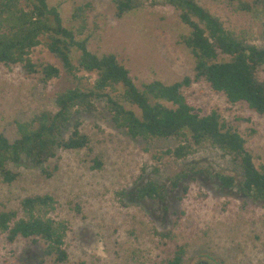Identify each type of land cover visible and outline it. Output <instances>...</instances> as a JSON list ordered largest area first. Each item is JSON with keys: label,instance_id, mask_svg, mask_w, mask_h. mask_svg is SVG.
<instances>
[{"label": "rangeland", "instance_id": "obj_1", "mask_svg": "<svg viewBox=\"0 0 264 264\" xmlns=\"http://www.w3.org/2000/svg\"><path fill=\"white\" fill-rule=\"evenodd\" d=\"M48 1L59 8L64 23L75 5L90 3L88 49L116 54L136 85L155 79L172 83L192 75L194 60L177 43L189 28L163 0H134L135 8L120 18L115 15V0ZM197 1L227 30L264 46V0H243L255 6L252 12L239 10L240 0ZM30 57L61 72L44 85L21 65L0 63V131L9 142L17 138L16 121H29L43 110L56 111V93L89 86L95 77L80 72L78 76L85 78H73L43 43ZM255 76L264 82V65ZM184 94L201 113L216 109L243 136L256 166L264 165V115L242 104L229 106L224 95L213 93L205 83L193 84ZM75 121L89 138L87 147L56 148V156L43 167L22 158L19 164L8 165L18 173L15 181L7 184L0 179V211L16 210L24 217L23 199L45 194L54 198L47 216L67 226L68 261L62 264H166L178 246L186 250L183 264H264V202L244 198L236 188H223L214 176L239 178L230 156L209 144L180 160L160 155L177 140L128 137L114 127L104 101L96 102L93 112L73 113L63 138L68 139ZM94 158L100 159V168L94 167ZM190 167L200 173L171 190L169 178ZM42 169L52 174L47 176ZM149 180L160 185L164 201L135 199L136 187ZM44 245L42 240L22 238L9 242L0 233V264H36ZM47 264L53 262L48 259Z\"/></svg>", "mask_w": 264, "mask_h": 264}, {"label": "trees", "instance_id": "obj_2", "mask_svg": "<svg viewBox=\"0 0 264 264\" xmlns=\"http://www.w3.org/2000/svg\"><path fill=\"white\" fill-rule=\"evenodd\" d=\"M163 1L179 12L180 21L189 28L177 43L190 52L194 60L193 73L172 83L155 79L138 86L116 54L99 55L88 49L90 3L75 5L64 23L59 8L50 5L48 0H0L1 64L21 65L27 75H38L46 85L59 77L61 70L50 63L32 61L31 51L43 43L73 78H85L78 76L80 72L95 75L89 86H74L56 93V111L43 110L29 121H16L17 138L13 142L0 131L2 182L10 184L17 179L18 173L8 165L19 164L22 158L43 167L56 156V148L87 147L89 138L80 131L79 121L74 122L68 139L62 136L64 129L73 113L93 112L96 102L104 101L112 124L128 137L177 140L176 146L161 150L160 155L180 160L206 144L219 149L231 157L239 175L237 178L215 173L221 186L236 188L242 197L264 202V165L256 166L243 136L216 109L201 113L184 94L193 84L205 83L213 93L224 95L229 106L242 104L263 116L264 82H258L255 74L264 65V46L250 43L227 30L221 19L197 0ZM114 3L118 18L135 8L134 0H115ZM254 7L240 0L238 9L252 12ZM153 157L160 156L154 154ZM93 161L95 168L101 167L99 158ZM42 172L47 176L52 174L44 169ZM198 173L200 170L194 167L179 170L169 178L171 190L188 178L193 181ZM135 199L164 201L165 195L156 181L149 180L136 187ZM54 203L51 195H38L21 201L24 217H19L16 210L0 211V233L6 234L9 242L18 238L32 243L44 242L42 256L36 264H47L48 259L53 264L68 261L67 226L47 216ZM185 255V247L178 246L166 264H183Z\"/></svg>", "mask_w": 264, "mask_h": 264}]
</instances>
